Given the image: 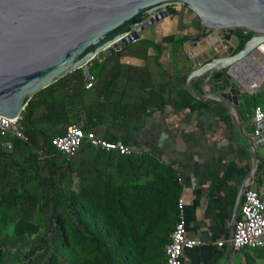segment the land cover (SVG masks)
<instances>
[{"label":"crops","instance_id":"0c3cea01","mask_svg":"<svg viewBox=\"0 0 264 264\" xmlns=\"http://www.w3.org/2000/svg\"><path fill=\"white\" fill-rule=\"evenodd\" d=\"M174 15V10L169 11L167 19L143 29L137 40L104 53L89 68L94 76L90 88L84 87L80 69L79 79L68 73L66 85L58 86L47 101L35 107L32 127L47 139L68 123L81 120L98 136L122 140L167 163L180 178L187 234L204 242L185 250L188 264H264V249L235 251L228 246L243 182L264 187V144L253 143L259 157L255 169L256 161L232 123V111L217 100L196 98L187 90L186 77L195 66L184 53L193 47L201 53L197 58L205 53L211 56L205 43L190 46L187 41L199 32L200 24L192 19L189 29L179 31ZM180 36L187 38L173 47ZM232 38L231 43L235 42ZM200 82L190 81L192 91L201 93ZM216 82L210 87L218 91ZM245 97V92L238 95L237 118L250 134L253 107L264 103L255 100L250 106ZM91 152L85 151L86 159ZM218 241L223 244L218 246Z\"/></svg>","mask_w":264,"mask_h":264},{"label":"rangeland","instance_id":"374dc122","mask_svg":"<svg viewBox=\"0 0 264 264\" xmlns=\"http://www.w3.org/2000/svg\"><path fill=\"white\" fill-rule=\"evenodd\" d=\"M171 10L177 30L189 29L192 19L201 27L191 8L167 5ZM239 30L232 36L234 52ZM222 33L204 32L205 39H216L207 43L209 56L227 53ZM205 55L193 59L184 53L195 67ZM245 93L250 106L264 103V85L257 98ZM86 150H92L88 159ZM30 152L12 135L0 137V264H164L180 195L167 163L145 151L122 156L85 145L52 173L43 161L31 160Z\"/></svg>","mask_w":264,"mask_h":264},{"label":"water","instance_id":"95a60500","mask_svg":"<svg viewBox=\"0 0 264 264\" xmlns=\"http://www.w3.org/2000/svg\"><path fill=\"white\" fill-rule=\"evenodd\" d=\"M169 4L185 5L199 15L201 27L187 40L190 46L207 42L208 29L223 30L227 53L205 56L186 77V87L194 97L217 100L232 111V123L257 169L259 157L237 118V106L238 95L264 72V0H0V115L21 114L36 91L76 69L87 81L89 68L104 53L138 39L143 29L168 15ZM236 27L248 37L234 52L230 40ZM197 79L201 93L191 89L190 81ZM213 80L220 90L211 89ZM255 127L257 144H264V120Z\"/></svg>","mask_w":264,"mask_h":264},{"label":"built area","instance_id":"2783aa9c","mask_svg":"<svg viewBox=\"0 0 264 264\" xmlns=\"http://www.w3.org/2000/svg\"><path fill=\"white\" fill-rule=\"evenodd\" d=\"M198 53L193 47H189L188 54L190 57L196 59ZM93 82L94 76L90 73L84 87L90 88ZM263 85L264 72L258 80H252L243 92L256 94ZM251 120L254 127L248 136L254 143H257L255 138L259 132L255 126L256 123L264 120L263 106L256 104L253 107ZM8 135H12L21 143L28 142L26 126L22 121L21 114L12 118L0 115V137ZM47 141L53 148L52 151H47L42 147L35 150L40 161H70L84 144L95 146L104 151H115L122 156L142 151L141 148L127 144L122 140L98 136L93 129L87 128L81 120L72 121L67 124L64 130L49 134ZM72 179H78L76 171L72 174ZM178 181H180L179 177ZM176 212L177 219L165 246L164 264H188L185 259V250L204 245L202 240L187 234L182 194L178 196ZM230 241L231 247L235 251L254 248L264 249V187H253L248 182H243L242 202L233 220V232ZM216 244L221 246L223 241H218Z\"/></svg>","mask_w":264,"mask_h":264},{"label":"trees","instance_id":"16d2710c","mask_svg":"<svg viewBox=\"0 0 264 264\" xmlns=\"http://www.w3.org/2000/svg\"><path fill=\"white\" fill-rule=\"evenodd\" d=\"M239 34H243L242 30H239ZM187 36H180L179 38H177L174 43H173V47L178 48L179 46L182 45V43L186 40ZM247 38V37H246ZM244 41H242L238 47L236 48V51L239 50L240 48H242ZM78 69L72 71L70 74H72V76L74 77V79H79L81 76L79 74H77ZM70 74H66L65 76L61 77L60 79H58L57 81L49 84L48 86L36 91L32 97L30 98V100L27 102V104L25 105L24 109L21 112L22 115V121L26 126V131H27V135H28V142L25 143L26 146L31 150L30 152V159L31 160H39L37 158L36 152L35 150L38 148H44L47 151H52V147L49 145L47 139L44 136V133L41 132L40 130H37L35 128L32 127L31 124V115L33 113V110L35 109V107L41 103H44L45 101H47L53 94V92L55 91V89L59 86L62 87L64 85H66V78L68 77V75ZM245 95H247L245 93ZM251 97H253L252 94H250ZM255 105V104H254ZM46 165H48L49 170L53 173V169L62 165V164H67L70 161H65V160H61L59 162H53L52 160H45L43 161ZM75 172V171H74ZM73 172V173H74ZM72 173V174H73ZM177 184H178V180H177ZM179 186V184H178ZM180 187V186H179ZM178 199V198H177ZM177 202V200H176ZM176 204V203H175ZM125 219L126 218V214H122Z\"/></svg>","mask_w":264,"mask_h":264},{"label":"bare ground","instance_id":"6f19581e","mask_svg":"<svg viewBox=\"0 0 264 264\" xmlns=\"http://www.w3.org/2000/svg\"><path fill=\"white\" fill-rule=\"evenodd\" d=\"M213 39L216 41V39H215V36H210V37H207L206 38V40H207V42H204L205 43V45L208 43V42H212L213 41ZM214 42V41H213ZM225 45H227L226 43H224Z\"/></svg>","mask_w":264,"mask_h":264},{"label":"flooded vegetation","instance_id":"af4514ba","mask_svg":"<svg viewBox=\"0 0 264 264\" xmlns=\"http://www.w3.org/2000/svg\"><path fill=\"white\" fill-rule=\"evenodd\" d=\"M240 35V42H239V44L246 38V37H248V36H245L244 34H239ZM238 44V45H239Z\"/></svg>","mask_w":264,"mask_h":264}]
</instances>
